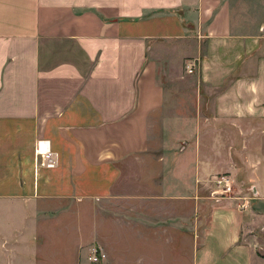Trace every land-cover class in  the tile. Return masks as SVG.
Returning <instances> with one entry per match:
<instances>
[{"label": "crops", "instance_id": "0c3cea01", "mask_svg": "<svg viewBox=\"0 0 264 264\" xmlns=\"http://www.w3.org/2000/svg\"><path fill=\"white\" fill-rule=\"evenodd\" d=\"M43 139L55 170L35 165ZM66 201L100 203L112 264H264V0H0L4 238L9 206ZM109 223L147 251L116 249Z\"/></svg>", "mask_w": 264, "mask_h": 264}, {"label": "rangeland", "instance_id": "374dc122", "mask_svg": "<svg viewBox=\"0 0 264 264\" xmlns=\"http://www.w3.org/2000/svg\"><path fill=\"white\" fill-rule=\"evenodd\" d=\"M171 85L174 92L178 93V100L182 97L179 92L181 89L188 94L187 100L184 97V103L195 104L199 101L192 93L193 84L191 85L189 80L173 81ZM191 113L193 114V111ZM163 114V117H156L151 128L157 140L167 135H175V131L169 134L170 130H167L162 118L171 119L180 112L175 110ZM161 148L163 145L156 146V150ZM178 150L180 151V148ZM129 190L130 187L128 193ZM9 209L12 211L9 214L12 222L7 229L10 231L8 239H11V243L4 238L5 228L0 222V264H112V258H107L100 243L105 228L101 227L103 222H100L99 202H49L40 206L35 202H27L25 206H9ZM2 210L3 208H0V213ZM106 228L108 232L116 233L117 227L113 224L109 223ZM116 234L120 245L112 242V245L119 247L116 249L125 252L134 245L139 251H147L144 241L138 240L132 232L122 230ZM101 255H105V258L101 259ZM95 256L99 258L98 262L92 260ZM118 256L122 257L120 253Z\"/></svg>", "mask_w": 264, "mask_h": 264}, {"label": "built area", "instance_id": "2783aa9c", "mask_svg": "<svg viewBox=\"0 0 264 264\" xmlns=\"http://www.w3.org/2000/svg\"><path fill=\"white\" fill-rule=\"evenodd\" d=\"M195 65L190 66L188 73H194ZM35 165L38 168H44L48 170H55L60 165V156L52 148L49 140H39L34 148ZM219 199L231 200L235 206L241 210H247L251 206L252 197L247 192L238 190L236 182L230 175H217L212 181ZM105 258V255H101V259ZM94 262H98L99 258L95 256L92 258Z\"/></svg>", "mask_w": 264, "mask_h": 264}]
</instances>
